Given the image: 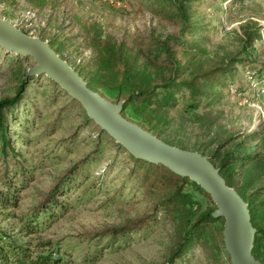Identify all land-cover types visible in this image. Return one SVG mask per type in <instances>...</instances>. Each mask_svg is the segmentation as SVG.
Returning <instances> with one entry per match:
<instances>
[{
    "label": "rangeland",
    "instance_id": "obj_1",
    "mask_svg": "<svg viewBox=\"0 0 264 264\" xmlns=\"http://www.w3.org/2000/svg\"><path fill=\"white\" fill-rule=\"evenodd\" d=\"M0 17L29 35L41 34L44 40L54 41L51 46L87 78L99 71L94 79L97 92L113 102L117 91L124 89L116 72L124 65L109 57L115 75L107 71L97 46L121 52L123 60L130 54L136 60L137 75L150 76L157 84L178 71L186 79L194 70L230 63L222 90H212V96L197 106H187L179 98L170 110L150 111L147 122L162 140L198 149L206 156L221 155L224 146L226 150L237 143L258 154L257 160L238 168L234 186L243 183L248 193H256L255 204L264 199L260 167L264 163V0H0ZM96 31L101 33L98 40L93 38ZM34 65L32 57L15 56L0 46V99L11 96L22 74ZM112 78L111 88L106 81ZM29 80L28 95L8 115V131L12 136L14 130L21 131L19 123L27 122L22 131L26 142L13 147L31 164L34 178L21 191L18 206L0 207V234L26 243L35 254L52 252L58 264L165 262L177 247L181 226L195 219V205L198 212L203 211L210 207L209 201L196 196L194 206L186 205L178 213L162 208L159 203L169 189L152 190L132 178L130 160L114 148L101 145L97 151L96 133L83 116L64 108L68 101L64 95L40 75L29 76L25 85ZM124 114L142 123L134 110ZM93 150L96 153L91 155ZM83 158L87 183L97 181L96 188L91 183L84 196L72 201L82 190V186L73 187L64 197L67 203L72 201L65 213L38 232L24 231L19 217ZM152 213L156 222L148 234L134 233L120 247L105 244L98 255L92 242L78 238L81 233L119 227ZM222 219L215 225L222 227ZM258 223L264 227V208ZM217 226L204 229L186 264H230L224 246L218 248Z\"/></svg>",
    "mask_w": 264,
    "mask_h": 264
},
{
    "label": "trees",
    "instance_id": "obj_2",
    "mask_svg": "<svg viewBox=\"0 0 264 264\" xmlns=\"http://www.w3.org/2000/svg\"><path fill=\"white\" fill-rule=\"evenodd\" d=\"M100 34L99 31L94 32L93 38L98 40ZM38 37L43 39L41 34H38ZM48 42L51 45L54 41L48 40ZM54 49L60 57L65 59L62 54L58 52L57 47H54ZM96 50L99 51L97 52L98 57L110 73L114 74V71H111L114 65L111 63L112 61L109 60V57H113L124 65V69L121 72L116 71L121 74V79L124 81V89L117 91L115 97V102L123 101L121 114L125 117L124 112L126 110H134L135 113L140 115L142 121L140 126L155 135L157 134L153 131L154 127H152L150 122H147L150 111L158 109L170 110V108L177 104L179 98L187 101V106H197L202 101L207 100L209 96H212V90H222L224 87V78H226V75L231 71L230 63L215 65L202 70H194L189 73L186 79H181L184 73L178 71L176 76L173 74L172 77L164 79V81L157 84L150 80V76L137 75L138 70L133 68L136 60L130 54L123 60L122 53L112 48L105 47L104 49H99V46H97ZM15 56L17 55L15 54ZM6 57H10V55L7 54ZM73 68L86 81L88 87L97 92L99 85L95 83L94 79L96 80L99 77L100 72L95 71V73H91L89 71L91 77L87 78V74L83 73L82 70L74 66ZM178 68L182 70L184 67L179 66ZM25 73L26 72L22 74L23 78H21L13 94L9 97L0 99L1 208L18 206L21 199V191L34 178V171L31 168V164L25 162L23 157L17 155L13 147V143L26 142L23 141L22 131L26 130L27 122L19 123L21 131L17 132L14 130L12 136L8 131V115H12V112L19 106L22 98L29 93L28 88L31 80L25 85L27 78H29V76L25 77ZM40 77L46 79L68 100L64 104V108L73 109L77 114L84 117V122L96 133L97 151L100 150L98 148L101 145L104 147H111L112 149L114 148L130 160L131 167L129 168V175H131L132 178H139L144 186L152 190H170L166 198L159 203L162 204V208L178 213L185 208L186 205L190 206V208L194 206L196 204V196H201L209 201L210 207L203 211L198 212V206L195 205V219L181 226V235L177 247L172 251L168 259L161 263L186 264L191 251L203 237L204 229L212 225L217 226L215 222L222 218L220 217L218 219L212 217L211 213L215 209V204L212 202L210 195L188 177L179 176L162 164L150 163L133 157L123 146L115 142L106 131L102 130L92 119L87 117L85 109L76 99L71 98L56 82L48 78L45 74H40ZM178 78H180V80H178ZM113 84V78L106 81V86L108 87L112 88ZM235 89L236 91L238 90L236 87ZM151 106H154L152 110L149 109ZM164 141L170 143L168 140ZM180 147L183 148V146ZM224 147L221 149V155L215 153L213 157L208 156V158L219 168V172L224 177L227 185L235 187L243 199L248 203L251 223L256 228L252 254L256 259L264 263V227L259 226L258 223L260 210L264 208V199L255 204L253 196H256V193H248L246 185L243 183L234 186V175L237 173L238 168L246 167L251 160H257L256 158L259 155L257 154L254 156L253 153L251 154L248 152L247 148H242L241 143L228 147L226 150H224ZM197 151L205 155L202 151L198 149ZM92 152L91 155L96 153L94 150ZM91 155H87L86 157L88 158ZM84 162L85 158L72 165L64 174L60 175L47 195H45L40 202L33 205L23 216L19 217L24 231L27 233H35L42 230L45 226L50 225L59 218V216L65 213L72 204V201L79 200L81 196H84L87 190H90L91 183H94V187L92 188H96L95 184H97V181L91 180L90 183H87L89 177L87 171L83 170L85 167ZM260 167L264 174V163H262ZM75 186H82V190L72 198L70 203H67L68 201L64 197L67 196L69 190H72ZM155 218V213H152L119 227L107 228L98 232L81 233L78 235V238H80V241L92 242L93 245L96 246L94 253L98 255L105 244L108 246L110 245V247H120L131 241L134 238V233H137L138 236L141 234H148L149 229L156 222ZM223 221L222 219V227L217 226L220 232V236L218 237V248H221V246L223 248ZM84 247L86 248L87 245ZM224 252L228 256L227 252ZM0 264H58V259L52 252L35 254L26 243H20L14 237H7L1 233Z\"/></svg>",
    "mask_w": 264,
    "mask_h": 264
},
{
    "label": "water",
    "instance_id": "obj_3",
    "mask_svg": "<svg viewBox=\"0 0 264 264\" xmlns=\"http://www.w3.org/2000/svg\"><path fill=\"white\" fill-rule=\"evenodd\" d=\"M0 46L6 52L32 57L35 65L27 69L25 77L45 74L56 82L82 105L88 118L133 157L162 164L175 174L188 177L208 193L215 204L212 217L224 220L223 246L230 264H264L252 254L256 228L251 223L248 203L233 186L227 185L208 156L170 144L124 117L123 101L113 102L89 88L48 41L23 32L2 17Z\"/></svg>",
    "mask_w": 264,
    "mask_h": 264
}]
</instances>
